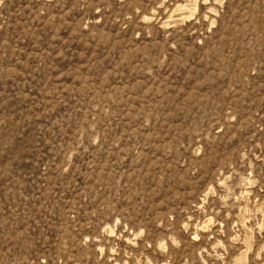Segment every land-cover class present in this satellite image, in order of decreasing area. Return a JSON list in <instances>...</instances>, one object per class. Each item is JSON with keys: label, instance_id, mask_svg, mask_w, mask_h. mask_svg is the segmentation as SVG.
Instances as JSON below:
<instances>
[{"label": "rangeland", "instance_id": "rangeland-1", "mask_svg": "<svg viewBox=\"0 0 264 264\" xmlns=\"http://www.w3.org/2000/svg\"><path fill=\"white\" fill-rule=\"evenodd\" d=\"M0 264H264V0H0Z\"/></svg>", "mask_w": 264, "mask_h": 264}]
</instances>
